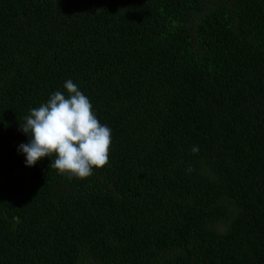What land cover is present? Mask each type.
Returning a JSON list of instances; mask_svg holds the SVG:
<instances>
[{
	"label": "trees",
	"instance_id": "obj_1",
	"mask_svg": "<svg viewBox=\"0 0 264 264\" xmlns=\"http://www.w3.org/2000/svg\"><path fill=\"white\" fill-rule=\"evenodd\" d=\"M68 79L83 179L18 151ZM0 264H264V0H0Z\"/></svg>",
	"mask_w": 264,
	"mask_h": 264
},
{
	"label": "clouds",
	"instance_id": "obj_2",
	"mask_svg": "<svg viewBox=\"0 0 264 264\" xmlns=\"http://www.w3.org/2000/svg\"><path fill=\"white\" fill-rule=\"evenodd\" d=\"M67 96L61 91L51 94L47 102L30 109L21 130L29 142L19 145L26 166H35L51 157L50 168L69 178H88L94 169L109 164L112 130L94 114L89 98L71 79L65 81ZM198 146L192 151L198 152Z\"/></svg>",
	"mask_w": 264,
	"mask_h": 264
}]
</instances>
